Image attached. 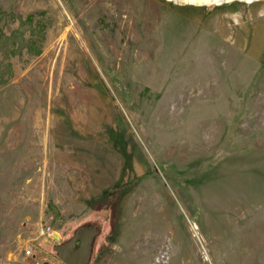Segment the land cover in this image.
<instances>
[{
	"label": "rangeland",
	"instance_id": "1",
	"mask_svg": "<svg viewBox=\"0 0 264 264\" xmlns=\"http://www.w3.org/2000/svg\"><path fill=\"white\" fill-rule=\"evenodd\" d=\"M80 232L88 264H264V0H0V264Z\"/></svg>",
	"mask_w": 264,
	"mask_h": 264
},
{
	"label": "water",
	"instance_id": "2",
	"mask_svg": "<svg viewBox=\"0 0 264 264\" xmlns=\"http://www.w3.org/2000/svg\"><path fill=\"white\" fill-rule=\"evenodd\" d=\"M91 238L90 233L80 232L68 243L54 246V251L63 264H88Z\"/></svg>",
	"mask_w": 264,
	"mask_h": 264
},
{
	"label": "bare ground",
	"instance_id": "3",
	"mask_svg": "<svg viewBox=\"0 0 264 264\" xmlns=\"http://www.w3.org/2000/svg\"><path fill=\"white\" fill-rule=\"evenodd\" d=\"M173 2L177 4H192V5H209V4H222V3H227V2H232V1H246L248 3H252L255 1H260V0H172Z\"/></svg>",
	"mask_w": 264,
	"mask_h": 264
},
{
	"label": "built area",
	"instance_id": "4",
	"mask_svg": "<svg viewBox=\"0 0 264 264\" xmlns=\"http://www.w3.org/2000/svg\"><path fill=\"white\" fill-rule=\"evenodd\" d=\"M49 232H50V231H49L48 228H43V229H41V230L39 231V234H40V235H46V234H47V236H49V235H50ZM26 254L29 255V254H30V251L27 250V251H26Z\"/></svg>",
	"mask_w": 264,
	"mask_h": 264
},
{
	"label": "flooded vegetation",
	"instance_id": "5",
	"mask_svg": "<svg viewBox=\"0 0 264 264\" xmlns=\"http://www.w3.org/2000/svg\"><path fill=\"white\" fill-rule=\"evenodd\" d=\"M78 244V242H76Z\"/></svg>",
	"mask_w": 264,
	"mask_h": 264
}]
</instances>
